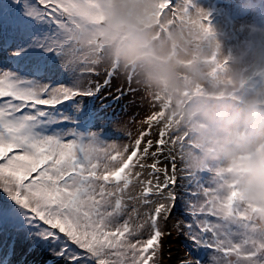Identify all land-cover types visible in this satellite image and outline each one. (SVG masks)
Returning <instances> with one entry per match:
<instances>
[{
	"label": "snow or ice",
	"instance_id": "1",
	"mask_svg": "<svg viewBox=\"0 0 264 264\" xmlns=\"http://www.w3.org/2000/svg\"><path fill=\"white\" fill-rule=\"evenodd\" d=\"M101 20L95 0L0 4V264H21L12 259L17 242L27 246L23 264H158L161 221L178 200L191 219L178 218L173 227L189 240L195 264H204L206 251L207 264H264V228L235 182L215 170L206 185L181 165L178 176V158L168 149L177 137L164 123L155 146L145 143L163 121L167 106L159 98L137 138H109L118 117L101 115L95 101L118 74L132 75L107 63ZM102 65V83L85 86L84 77L99 75ZM161 157L170 173L158 166ZM33 254L39 258L29 261Z\"/></svg>",
	"mask_w": 264,
	"mask_h": 264
},
{
	"label": "clouds",
	"instance_id": "2",
	"mask_svg": "<svg viewBox=\"0 0 264 264\" xmlns=\"http://www.w3.org/2000/svg\"><path fill=\"white\" fill-rule=\"evenodd\" d=\"M107 63L166 105L168 145L187 173L212 167L235 182L264 228V27L225 50L227 35L195 0H95ZM258 0H242L257 12ZM195 264L194 258H190Z\"/></svg>",
	"mask_w": 264,
	"mask_h": 264
},
{
	"label": "rangeland",
	"instance_id": "3",
	"mask_svg": "<svg viewBox=\"0 0 264 264\" xmlns=\"http://www.w3.org/2000/svg\"><path fill=\"white\" fill-rule=\"evenodd\" d=\"M4 0H0V3L3 4ZM178 0H172L173 5H175ZM259 9L257 12H244L242 11V0H195V3L208 9L211 11L210 19L212 23L219 26L222 30L225 31L227 35V39L225 40V50L232 48L233 46H240L243 43H246L251 35V28L254 25H259L264 27V0H258ZM42 7V6H41ZM108 69L107 65H102L98 68L99 75L85 76V86H87L88 81L93 82H101L106 78V71ZM112 86L110 88L104 89L98 96L95 101L94 107L100 111L101 115L104 112L99 107L101 103L105 104L107 114H112L118 117L116 121L110 125L108 132L109 138L116 139L119 143H127L129 142V135L131 138L138 137L140 131L147 128L146 124H143L142 121L146 119L148 115L151 114L152 111L158 110L157 107L153 106V102L147 98L140 89L136 88L133 84L132 79H128L124 76L117 75L112 81ZM134 90V91H133ZM108 93H111L107 95ZM116 93V94H115ZM104 97L100 99L102 96ZM107 95V96H106ZM112 95H115L113 98ZM89 99V98H85ZM135 101L134 104H130V101ZM103 104V105H104ZM159 123L154 124L152 127V134L150 136L145 137V142L148 138H155L153 144L155 146V141L158 139V133L160 128L157 127ZM99 130V129H93ZM165 164L168 163L167 159H162ZM179 161V160H178ZM159 166V165H158ZM216 171L212 167H208L202 169L200 172L195 173L194 179H198L204 184H212L215 182ZM198 186V185H197ZM137 185L132 188V193L137 194ZM178 212L175 214L176 217H171L167 222L162 224V230L165 232V235L161 240V247L168 248L171 244V248L169 253L170 264H177V262L181 258H199L193 257L189 252V249L186 245L189 244V240L183 235H177V232L173 235L174 239L167 235L169 230L172 231V234L175 232V228L172 226L176 223V219H184L188 221L191 217L185 211L184 205L182 207V203L179 207H177ZM143 211V209H141ZM162 223V221H161ZM27 246L17 242L16 245V255L12 257L14 261H20L23 264L25 259V248ZM162 250V249H161ZM161 264H163V260H165V256L163 253ZM205 261L204 264H207V261L210 256V251H206L204 253ZM35 254L31 256H27L29 261L38 259ZM49 257L45 256L44 259H48ZM62 264V262H59Z\"/></svg>",
	"mask_w": 264,
	"mask_h": 264
},
{
	"label": "trees",
	"instance_id": "4",
	"mask_svg": "<svg viewBox=\"0 0 264 264\" xmlns=\"http://www.w3.org/2000/svg\"><path fill=\"white\" fill-rule=\"evenodd\" d=\"M6 2H8V0H4V2L3 3H6ZM0 4H2V3H0ZM209 12H211V11H209ZM251 30H252V28H251ZM104 97V95L100 98V99H102ZM88 99H86L85 101H87ZM104 103H101V105H100V107H99V109L101 110L102 109V107H105V104L103 105ZM104 110V112L102 113V114H104V115H107V112H106V109H103ZM153 126H155V125H153ZM163 126V121H161L158 125H157V127L155 128V130L157 129V128H160V127H162ZM145 130V129H144ZM139 136V135H138ZM137 138V137H136ZM148 139H152L153 141H154V139L153 138H148ZM147 139V140H148ZM146 140V141H147ZM156 142V141H155ZM146 143V142H145ZM142 147H143V145H142ZM155 150V147L153 148V149H151L150 151H154ZM161 159H163V157H161ZM153 162V160L152 159H149V160H147L146 161V163H148V164H151ZM165 166H167L168 168H169V173L171 172V165H170V163H169V161H168V163L167 164H165L164 162L163 163H161L160 165H159V167H161V168H163V167H165ZM180 163H179V161L177 160V175L178 176H181L182 175V173L180 172ZM148 171H150V169H147V170H145V176H144V179H148L149 177H148ZM194 177H195V174H194ZM160 179L161 180H163V174L161 173L160 174ZM186 183H187V181H185L184 179H181L179 182H178V186H177V191L178 192H180V195L181 196H183V191H185L186 190ZM180 186V187H179ZM137 192L139 193L140 191H141V187L139 186V185H137ZM178 199H180L179 197H178ZM181 203H182V207H183V205H184V201L183 200H178V203H177V206L173 209V212H172V216L173 217H176V213L178 212V209H177V207H179L180 205H181ZM178 219V218H177ZM162 224H164V221H162ZM173 226V225H172ZM175 228V227H174ZM178 230L175 228V232L173 233V235L177 232ZM169 245V244H168ZM162 249V250H161ZM161 249H160V252L158 253V256L155 258L156 260H157V262H158V264H161L160 262H161V260H162V255H161V253H163L164 254V256H165V260L167 259V262H165L164 260H163V264H170V261H169V250H170V248L168 247V248H163V247H161ZM48 259H51V257H49Z\"/></svg>",
	"mask_w": 264,
	"mask_h": 264
}]
</instances>
